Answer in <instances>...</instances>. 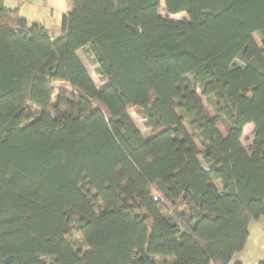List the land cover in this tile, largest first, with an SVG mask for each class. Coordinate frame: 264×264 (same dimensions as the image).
Wrapping results in <instances>:
<instances>
[{"label": "trees", "instance_id": "16d2710c", "mask_svg": "<svg viewBox=\"0 0 264 264\" xmlns=\"http://www.w3.org/2000/svg\"><path fill=\"white\" fill-rule=\"evenodd\" d=\"M68 2L54 37L0 0V264H231L264 216V0Z\"/></svg>", "mask_w": 264, "mask_h": 264}, {"label": "crops", "instance_id": "0c3cea01", "mask_svg": "<svg viewBox=\"0 0 264 264\" xmlns=\"http://www.w3.org/2000/svg\"><path fill=\"white\" fill-rule=\"evenodd\" d=\"M6 6L18 7L29 25L39 23L54 37L61 33L62 20L72 5L68 0H5ZM264 259V216L251 221L249 237L243 250L237 252L231 264H259Z\"/></svg>", "mask_w": 264, "mask_h": 264}, {"label": "rangeland", "instance_id": "374dc122", "mask_svg": "<svg viewBox=\"0 0 264 264\" xmlns=\"http://www.w3.org/2000/svg\"><path fill=\"white\" fill-rule=\"evenodd\" d=\"M160 13L163 16H169L172 19H177V20H182V19H186L187 15L186 13H179V14H168L166 12V10L164 9V0H162V7L160 8ZM254 37L256 39V41L258 42V44L261 46V49L264 51V47L262 44V38L259 32H256L254 34ZM78 55L81 58V60L83 61L84 65L86 66L89 74L91 75V77L93 78V80L95 81L96 85L98 87H101L103 82L100 79L99 74L97 73V65L94 64L92 62V55L89 53L88 48H82L78 51ZM58 88L59 89H65L68 90L70 92H72L71 88L67 87L65 88V86L63 85L62 82L58 83ZM206 107L208 108V110L210 111V113L216 117V113L213 109V107L211 106L210 103H208L206 98H203ZM130 114L133 118V120L135 121L136 125L139 127V129L141 130V132L143 133V135L145 137L150 136V130L149 128L146 127L145 125V119L139 117L134 109L130 110ZM253 124H249L246 126V128L244 129V133H243V137H242V142L245 145V147L249 150L251 145H252V141H253V129H254V125ZM218 126L220 128V130L224 133L227 134V128L224 125V123L222 121H218ZM191 132V131H190ZM197 144L200 146L199 142L196 140ZM45 261L47 262V264H51L49 258L44 257Z\"/></svg>", "mask_w": 264, "mask_h": 264}]
</instances>
